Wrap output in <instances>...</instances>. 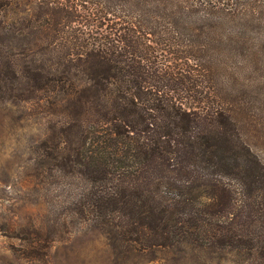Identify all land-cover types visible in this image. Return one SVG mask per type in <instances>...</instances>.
Here are the masks:
<instances>
[{
    "label": "rangeland",
    "instance_id": "obj_1",
    "mask_svg": "<svg viewBox=\"0 0 264 264\" xmlns=\"http://www.w3.org/2000/svg\"><path fill=\"white\" fill-rule=\"evenodd\" d=\"M27 66L101 105L52 110ZM212 71L135 5L0 0V264H264V151Z\"/></svg>",
    "mask_w": 264,
    "mask_h": 264
},
{
    "label": "trees",
    "instance_id": "obj_2",
    "mask_svg": "<svg viewBox=\"0 0 264 264\" xmlns=\"http://www.w3.org/2000/svg\"><path fill=\"white\" fill-rule=\"evenodd\" d=\"M118 1L154 16L169 28L173 45L184 58L200 61L221 76L229 89L227 97L236 119L245 126L253 125L257 148L260 153L264 151V0ZM47 70L22 68L21 88L52 110L67 99L84 108L101 105L100 97L82 88L66 70ZM4 93L0 91V104L9 100ZM35 163L41 165L38 159ZM42 199L53 209L63 205L50 197L46 182Z\"/></svg>",
    "mask_w": 264,
    "mask_h": 264
}]
</instances>
